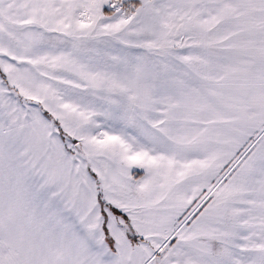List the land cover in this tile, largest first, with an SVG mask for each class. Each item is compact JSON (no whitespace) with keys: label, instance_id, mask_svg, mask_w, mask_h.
<instances>
[{"label":"snow or ice","instance_id":"snow-or-ice-1","mask_svg":"<svg viewBox=\"0 0 264 264\" xmlns=\"http://www.w3.org/2000/svg\"><path fill=\"white\" fill-rule=\"evenodd\" d=\"M0 264H264V0H0Z\"/></svg>","mask_w":264,"mask_h":264}]
</instances>
